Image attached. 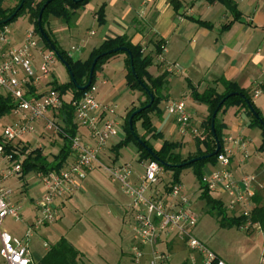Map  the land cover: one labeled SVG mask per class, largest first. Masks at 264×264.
<instances>
[{
    "label": "crops",
    "instance_id": "crops-1",
    "mask_svg": "<svg viewBox=\"0 0 264 264\" xmlns=\"http://www.w3.org/2000/svg\"><path fill=\"white\" fill-rule=\"evenodd\" d=\"M171 1L90 0L89 3L73 13L70 21H63L58 24L48 21L46 28L61 49L63 41L69 39L72 45L70 49H64L67 53L72 47L79 48L80 51L77 53L82 57L79 58V55L75 53L73 58L81 61H85L91 51L104 41L117 37H123L132 45L140 46L143 54L152 58V64L147 69L148 73L153 78L165 76V84L160 94L161 101H164L167 105L171 101L184 100L187 110L192 115L193 125L201 129L204 133V124L209 114V109L207 106L193 99L192 95L194 92L201 94L207 88L213 87L218 94H221L224 88L220 82L221 80H226L234 82L240 88L248 91L252 101L261 100L262 97L264 98V0H229L235 6L236 13H239L237 20L234 19L233 12L221 2L209 3L207 0H178L181 7L178 11H175ZM100 7L104 8L103 23L97 21L96 12ZM85 20V23H87L85 25L87 26L85 27L87 28L85 29L87 38H81L80 31L82 29L80 30V28ZM94 27H96L95 31L92 29ZM28 31L22 34L15 33L8 36L10 46L15 47L20 45ZM39 61V57L35 54L34 65L36 68L39 66ZM125 62L126 56L124 54H118L97 69L94 84L97 86L96 99L100 103H108L107 105L113 106L111 104L117 103L122 98L121 93L128 88L126 85L127 70ZM174 65H177L178 68L173 69L172 72L166 71L167 67ZM54 66L51 71L50 83L48 85L47 83L37 85L34 90L36 95L45 93L51 89L53 83H56ZM256 93L258 94L255 95ZM141 99L142 97L139 98V101ZM113 107L115 108L117 127L118 129L120 127L124 129L126 118L118 117L116 115V107ZM256 107L259 110L262 108L261 105H256ZM243 111L245 110L242 108L234 107L233 113L235 116H231L232 120L227 117L225 110L222 112L223 114L218 119V122L224 126V131L230 133V135L223 134V138L227 136L245 138L242 131H240L243 126L242 121L246 118L244 114L239 115ZM58 114L59 111L54 114L49 113L46 117L49 118L51 116L59 121L61 119H59ZM74 120L75 118L73 119V123L76 126L75 134L81 137L84 144L92 145L93 140L88 131L79 126L76 120ZM41 122L42 120L34 124L41 127ZM169 122L172 127L171 131L175 132L178 138H188L196 141V139L190 136H181L178 133V127L174 118L171 117ZM59 123L64 126L62 120ZM165 127L166 124L157 123L154 128L157 133L161 134V130ZM28 136L19 140L18 143L22 144V140ZM61 140L63 141V136H61ZM119 142L120 140L117 137L107 143L99 155V163L95 164L87 173L85 180L79 182V190L73 194L66 195L60 201L57 218L55 222L51 223H55L60 230V237L55 242L61 237H65V230L61 228L63 226L61 215L64 212H72V210L75 213L78 211L81 213L84 210V206H86L84 204L89 200V183L84 185L88 176L96 169L102 168L104 170V166H107V163H105L106 160L111 161V164L118 163L117 155L113 149ZM18 145L27 148L26 144ZM62 147H64V141ZM38 150L42 152L41 149ZM188 154L191 155L190 153ZM72 161L73 156L69 153L61 169L66 168ZM143 163L139 162L141 171H134L133 179L135 182H137L138 177L144 171ZM11 165H13L11 161H7L5 157L0 159V170L6 171ZM231 169L237 178L243 174H252L250 173V164L248 162L240 163V155L237 151H234L231 160ZM15 176H9L7 179ZM42 177V174L36 173L37 182L35 185L39 184L43 188V195L45 188ZM165 185H162L160 174L158 183L147 194H161L165 190ZM35 202L33 201L30 206L32 211L30 219L25 217L26 212L23 211L20 204L15 203L20 208L19 212L22 216V222L26 226L34 219ZM223 208L227 213L228 210L225 208V204H223ZM119 211L122 221H125L127 218L128 228H131L134 214L130 210L129 200L126 202L125 210ZM195 229L193 231L194 236ZM126 232H128V229L127 231L125 229ZM203 240L200 241L215 252L221 260L227 264H231L225 255L226 253L224 254V252L218 250L211 242ZM120 243V257L126 258L129 256V250L132 253L131 248L135 244L134 239L132 237V242L129 244L120 236ZM48 247L49 245L45 247V251H47ZM139 247L142 256L138 261H135L131 254V264H148L151 256V248L149 246ZM154 247L159 253H163L166 256L164 264H191L193 259L195 261L194 264H200V258L174 236L160 237ZM262 250L264 252V247ZM82 255L85 262L90 264L86 256L83 253Z\"/></svg>",
    "mask_w": 264,
    "mask_h": 264
},
{
    "label": "built area",
    "instance_id": "built-area-1",
    "mask_svg": "<svg viewBox=\"0 0 264 264\" xmlns=\"http://www.w3.org/2000/svg\"><path fill=\"white\" fill-rule=\"evenodd\" d=\"M9 31L5 26L0 29V94L13 99L15 106L11 111L15 121L4 127L2 142L13 144L25 136L35 133L34 123L45 121L48 131H57L69 141L73 161L58 172L43 175L45 193L35 202V216L25 228L24 238L11 235L2 224L10 217L22 221L19 207L10 200V192L4 187L9 176L18 175L19 163L11 165L6 171L0 170V259L1 264H36L33 261L27 241L34 231L55 222L60 201L69 194L79 190V182L85 180L87 173L99 163V155L107 143L118 137L117 118L113 106L100 103L96 99L97 86L91 85L84 95L74 103L76 123L85 128L93 144H84L78 134L69 136L59 128L53 119L46 117L56 113L62 106V96L53 89L36 95V86L50 83V76L56 57L51 50L44 49L35 32L28 31L23 42L15 47L10 46ZM80 49L72 47L69 57ZM35 54L39 57L38 68L34 65ZM178 66H169L166 71L172 72ZM256 93L255 95H257ZM166 112L175 120L178 133L194 139H203V131L193 125L192 115L186 108L184 100L169 102ZM249 141L243 137L223 138L220 151L216 155L215 169L203 174L201 184L208 192L224 194L227 197L225 208L235 217L247 221L240 230L252 228L255 234L264 240V228L259 223L250 221L254 208L253 197L258 183L256 174H243L235 177L231 169L234 151L240 155V163L249 159ZM13 161L11 154H6L4 145H0V159ZM144 171L134 181V171L129 164L112 163L104 170L112 182L119 185L122 193L129 200L130 210L134 214L131 230L134 233L132 255L138 261L142 252L139 246H149L151 256L148 264H164L166 256L155 249L157 240L174 236L184 243L189 250L200 258V264H227L221 260L205 243L194 236L198 216L193 211L190 197L183 191L181 183L169 185L168 191L161 194L147 193L158 183L162 168L156 161H145ZM47 247V246H44ZM194 259L191 264H194Z\"/></svg>",
    "mask_w": 264,
    "mask_h": 264
},
{
    "label": "rangeland",
    "instance_id": "rangeland-1",
    "mask_svg": "<svg viewBox=\"0 0 264 264\" xmlns=\"http://www.w3.org/2000/svg\"><path fill=\"white\" fill-rule=\"evenodd\" d=\"M34 2H41L42 0H33ZM98 1V0H96ZM20 4V0H3L2 7L5 9H11ZM80 9V8H79ZM50 23L63 22L61 19L50 17L48 19ZM84 21L82 31H80L81 38H87L85 34ZM9 31V36L15 33H24L25 31L32 30L33 26L29 22L28 11L26 10L15 20L6 25ZM84 27V28H83ZM94 31L96 27L92 28ZM39 39V37L37 36ZM72 44L69 39H65L62 43V50L70 49ZM74 45V44H73ZM79 55V53H77ZM82 56L79 55V58ZM54 77L56 80L55 85L51 88L61 87L69 81V75L66 67L56 60L54 66ZM122 98L115 104H111L116 107V115L120 118H126L129 111L133 108L136 110L139 104L144 102L145 97L138 90L131 91L129 88L125 89L121 93ZM142 95V96H141ZM142 99L139 101V98ZM71 94L66 92L63 95L64 101H70ZM260 100V99H259ZM252 101L257 106L261 105L259 110L261 116L264 119V98L261 100ZM261 102V103H260ZM108 104V103H107ZM165 102L160 101L158 108L159 114L151 115V124L153 127L157 123L166 124V127L161 130L160 138H152L150 135H145L150 145L154 149H159L164 141L178 143L181 145L179 153L182 157H187L190 153L195 154L198 150V146L193 139H181L177 137V134L171 131L169 119L171 116L165 110ZM229 112V113H228ZM232 115H231V113ZM234 107L225 109V114L229 119L234 117ZM235 112H237L235 110ZM223 113L218 115V119ZM244 114L246 117L242 121L243 136L249 141L248 151L249 159L247 162L250 164V173L257 175V185L255 187L257 196L261 200V204L264 205V149L261 147V130L257 126L250 127L249 116L246 111L241 112L239 115ZM232 116V117H231ZM240 117V116H238ZM55 124L62 128V125L54 117ZM162 119V120H161ZM232 120V119H231ZM15 121V117L10 112L9 114L0 117V138H2V132L5 126ZM75 121V120H74ZM41 127L34 124L35 133L22 140V144H26V150L41 149L42 154L48 158V161H53L63 148V141L61 140V133L57 131H48L45 128V121L41 122ZM135 130L139 136L144 135V129L141 122L135 123ZM155 133H157L154 128ZM224 135H230L228 131L222 132ZM126 137L125 131L122 127L118 129V139L124 140ZM206 138L203 133V139ZM200 140V139H199ZM201 140V141H202ZM15 141L12 145H22ZM183 146V147H182ZM201 151L205 150L203 144L199 145ZM111 152V151H110ZM118 163L129 164L133 171H141L139 166V155L137 153L136 145L134 142H130L126 146L120 148L117 152ZM12 164L18 163L17 160L11 162ZM107 165L111 164V161H105ZM215 169V165L212 163H206L203 166V174H206ZM163 172V171H162ZM171 172L161 173L162 185L167 184L171 178ZM180 183L183 186V191L193 201V211L198 216V223L196 226L195 236L200 240H206L211 242L215 247L224 252L231 264H264V240L261 236L255 234L252 228L247 230H240L236 228H222L216 216L209 213L206 207L205 200L201 198L203 190H201L200 182L195 173V167H189L181 170ZM37 182L36 172L29 171L26 175L21 174L11 177L4 182V187L10 192V200L15 203H19L23 211L26 212L25 217L28 219L32 216L31 205L33 201H36L42 196L43 188ZM89 183L88 196L89 200L84 205V210L80 213L72 210L68 213H63L62 223L65 230V238L71 242L76 248H78L90 261V264H131V251L129 250V256L126 258L120 257V236L125 242L129 244L132 242L134 233L131 228H128V219L122 221L119 210H125L127 197L122 193L119 185L111 182L104 170L96 169L84 183ZM209 196L215 200L221 201L226 204L227 197L224 194H217L214 192H208ZM114 200H113V199ZM228 217L232 216V213H226ZM31 223V222H30ZM26 225L22 221H15L10 217L6 218L2 224V229L7 231L13 236L18 238H24ZM125 229L128 232L125 233ZM122 231V234H121ZM124 231V232H123ZM60 230L56 224H50L43 226L40 229L33 232L32 237L27 241L30 251L32 252L33 260L37 263L45 254V247L54 242L60 237ZM251 236V237H250ZM203 240V241H204ZM261 240V241H260ZM263 244V247H262ZM213 247V246H212ZM122 259V260H121ZM2 260L0 259V264Z\"/></svg>",
    "mask_w": 264,
    "mask_h": 264
},
{
    "label": "trees",
    "instance_id": "trees-1",
    "mask_svg": "<svg viewBox=\"0 0 264 264\" xmlns=\"http://www.w3.org/2000/svg\"><path fill=\"white\" fill-rule=\"evenodd\" d=\"M47 0H42L41 2L35 3L33 0H25L23 7L18 12L15 20L18 16L24 13L26 10L28 11L29 22L33 26V31L35 32L36 36L39 37L41 45L44 49L50 50L48 44L41 38L38 31L37 25V18L39 12ZM90 0H84L79 3H74L72 0H57L49 3L43 13L41 18V27L45 34L47 35L49 41L55 46L56 50L60 53L62 58L67 62L71 73L73 74L76 82L84 86L88 80L89 69L93 62V60L101 54H104L110 50L116 48H126L132 57V65L130 64V59L125 52H117L110 55H104L101 57L94 68L92 84L95 82V73L98 68H100L106 61L110 58L118 55L124 54L126 56V85L131 91L138 90L141 94L145 97L144 102L139 104L138 108L145 107L149 102L150 98L146 91L144 90L143 86L154 96V101L152 105L144 109L141 113L136 115L132 120L133 132L130 131L128 127V119L130 115L136 110L133 108L129 111L126 116L124 131L126 137L124 140L120 141L118 144L115 145L113 151L117 154L118 150L130 142H134L136 145L137 153L139 155V162L145 161H156L162 168L163 172H171L170 181L165 185V190L168 191L169 185L180 183V173L182 169L195 167L196 176L199 179L201 190H203L201 198L205 200L206 207L209 213L216 216V219L219 225L222 228H236L240 229L245 223L246 219L243 217H235L231 216L228 217L226 214V210L223 208L222 202L215 200L209 196L207 190L201 184V179L203 176V166L206 163H212L215 165L216 156L211 157L206 160H202L191 165H184L182 167H176L177 165H181L186 163L187 161L197 158L200 156L208 155L215 150V142L213 136L210 131V124H211V115L213 111L217 108L219 102L226 96H229L222 106L218 109L214 127L216 132V137L219 140L221 147L223 143V129L224 126L218 122V115L223 112L226 108L229 107H238L244 109L249 116L250 127L257 126L261 130V147L260 150L264 149V127L260 124L259 120L255 118L249 108L248 103H250L259 117L260 120L264 122L263 117L261 116L259 110L255 107L252 102L251 96L248 91L240 88L236 83L229 82L226 80H221V84L224 88V91L221 94H218L213 87L207 88L203 93L198 94L196 92L193 93V99L205 106L209 109V114L206 118L204 124V133L206 138L204 140L196 139V143L198 146V150L194 155H188L187 157H182L179 153L180 151V144L167 142L164 141L163 144L159 149H154L148 139L146 138V134L150 135L152 138H160V133H155L154 127L151 124V115L152 114H159L160 110L158 108V104L161 101V91L165 84V76H159L153 78L147 71V69L152 64V58L150 56L144 55L142 52V48L138 45H132L127 39L123 37H117L115 39L106 40L97 48L93 49L89 55V57L85 61H81L79 59H75L73 57H69L68 53L62 50L52 38L51 34L46 28V24L48 23V19L50 17H54L57 19H61L64 22L70 21L72 18L73 13L78 10L79 8L83 7ZM209 3L213 2H221L225 5L231 12L234 14V19L237 20L239 17V13H236L235 6L229 0H207ZM21 2V0H20ZM3 0H0V21L8 18L12 15V13L17 9L19 5L11 9H5L2 7ZM171 4L175 11H178L181 7V4L178 0H172ZM97 21L99 23L104 22V8L100 7L99 10L96 12ZM9 24V23H8ZM6 25L0 26V29L5 27ZM131 68L134 70L135 76L132 74ZM55 85V83H53ZM54 91H57L61 96H63L67 91L71 92L72 98L70 101H63L62 106L59 110L58 117L62 120L64 126H62L63 130L69 134V136H73L76 132V126L73 123L74 119V103L78 101L85 92H80L76 90V88L72 85L70 79L69 81L61 86V87H54L51 88ZM34 91V89L32 90ZM15 106L13 99L9 96L0 94V117L9 114ZM141 122V125L144 129V135L139 136L135 130V123ZM140 140L144 146L138 143ZM64 147L61 149L60 153L54 157L53 161L48 162L47 157L42 154V152L38 149L35 150H26V147H20L19 145H12V144H4L2 139L0 138V145H4V150L6 154H11L13 160H17L21 171L20 174L22 176L26 175L29 171H34L38 174L46 175L49 172H58L62 167L63 164L70 153L69 149V141L66 137H63ZM203 144L205 147L204 151L199 149V145ZM149 149V151L147 150ZM160 162L164 163L165 165H161ZM159 179V178H158ZM254 208L251 212L250 221L252 223H259L264 228V205L261 204L260 198L255 194L253 197ZM36 264H87L83 259L82 253L65 237H61L57 242L54 244L49 245L47 251L40 259V261Z\"/></svg>",
    "mask_w": 264,
    "mask_h": 264
},
{
    "label": "water",
    "instance_id": "water-1",
    "mask_svg": "<svg viewBox=\"0 0 264 264\" xmlns=\"http://www.w3.org/2000/svg\"><path fill=\"white\" fill-rule=\"evenodd\" d=\"M53 1H57V0H47L44 5L42 6L40 12H39V15H38V18H37V25H38V31H39V35L41 36V38L48 44L49 46V49L54 53L55 57L57 60H59L67 69V72H68V75H69V79L72 83V85L76 88V90L80 91V92H85L92 84V79H93V73H94V68L96 66V63L97 61L103 57L104 55H110V54H114V53H117V52H125L129 59H130V64L132 65V57H131V54L130 52L126 49V48H116V49H113V50H110L104 54H101L99 55L98 57H96L91 66H90V69H89V75H88V80L86 82V84L84 86H81L79 85L73 74L71 73V70L67 64V62L62 58V56L60 55V53L56 50L55 46L49 41L47 35L45 34V32L43 31L42 27H41V18H42V13L45 9V7L53 2ZM74 3H79V2H82L84 0H72ZM24 2L25 0H21L19 6L17 7V9L12 13L11 16H9L8 18L4 19V20H1L0 21V26H3V25H7L8 23L11 22V20L16 17V15L18 14V12L21 10V8L23 7L24 5ZM131 71H132V74L135 76L134 74V70L131 68ZM144 90L146 91V93L148 94L149 98H150V102L145 106V107H141V108H138L137 110H135L129 117L128 119V127L130 129L131 132H133V126H132V120L133 118L138 115L139 113H141L144 109H147L149 108L153 101H154V96L143 86ZM233 94H230L229 96H232ZM229 96H226L224 97L220 102L219 104L217 105V108L213 111L212 115H211V124H210V131H211V134L213 136V139H214V142H215V150L208 154V155H204V156H200V157H197V158H193L189 161H187L186 163L184 164H181V165H177L176 167H182L184 165H191L193 163H196V162H199V161H202V160H206V159H209L211 157H214L218 154V152L220 151L221 149V144L219 142V140L217 139L216 137V132H215V127H214V122H215V118H216V115H217V112H218V109L222 106V104L224 103V101L229 97ZM248 108L251 112V114L257 118L260 122V124L264 127V122L262 120L259 119V117L257 116V114L255 113L252 105L250 103H248ZM138 143L142 144L144 146V144L138 140ZM149 151V149H147ZM161 165H165L164 163L160 162Z\"/></svg>",
    "mask_w": 264,
    "mask_h": 264
}]
</instances>
